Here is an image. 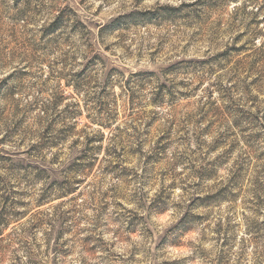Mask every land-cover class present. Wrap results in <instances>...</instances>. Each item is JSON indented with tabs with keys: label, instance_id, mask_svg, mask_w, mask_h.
Returning <instances> with one entry per match:
<instances>
[{
	"label": "rangeland",
	"instance_id": "1",
	"mask_svg": "<svg viewBox=\"0 0 264 264\" xmlns=\"http://www.w3.org/2000/svg\"><path fill=\"white\" fill-rule=\"evenodd\" d=\"M0 264H264V0H0Z\"/></svg>",
	"mask_w": 264,
	"mask_h": 264
},
{
	"label": "trees",
	"instance_id": "2",
	"mask_svg": "<svg viewBox=\"0 0 264 264\" xmlns=\"http://www.w3.org/2000/svg\"><path fill=\"white\" fill-rule=\"evenodd\" d=\"M125 19V18H124ZM58 20H63L64 21V15H60L59 17H58Z\"/></svg>",
	"mask_w": 264,
	"mask_h": 264
}]
</instances>
